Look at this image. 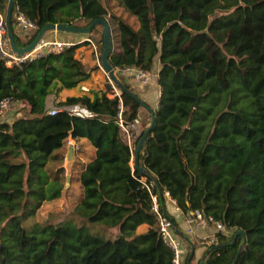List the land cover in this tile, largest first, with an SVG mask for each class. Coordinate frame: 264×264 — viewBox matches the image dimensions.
<instances>
[{"label": "trees", "instance_id": "1", "mask_svg": "<svg viewBox=\"0 0 264 264\" xmlns=\"http://www.w3.org/2000/svg\"><path fill=\"white\" fill-rule=\"evenodd\" d=\"M106 1L15 0L37 25L18 32L14 8L15 42L25 47L48 23L87 26L106 18L110 62L126 87L135 92L124 69L152 71L159 62L155 124L139 158L145 171L132 162L150 111L110 85L60 98L99 69L76 56L91 42L13 66L0 59V102L12 97L23 112L0 115V264H174L153 211L152 194L168 214L165 190L186 216L201 210L232 230L219 233V245L196 264H233L241 244L237 264H264V0H117L138 27ZM5 6L0 0V10ZM121 101L132 144L119 122ZM72 139L95 149L77 175L73 210L34 221L66 190ZM82 152L80 144L75 154ZM173 221L187 245L186 264L192 243ZM142 224L148 230L138 233ZM238 230L246 235L233 244Z\"/></svg>", "mask_w": 264, "mask_h": 264}, {"label": "built area", "instance_id": "2", "mask_svg": "<svg viewBox=\"0 0 264 264\" xmlns=\"http://www.w3.org/2000/svg\"><path fill=\"white\" fill-rule=\"evenodd\" d=\"M7 5V2H6ZM16 14H15V27L18 32L22 34H29L32 30L37 28L35 21H32L29 17H27L19 8V6H15ZM6 10H0V59H4L6 65L13 66L15 64H21L27 61L35 60L47 53H55L60 52L65 47L73 45L72 43L60 42V41H47L43 39L37 45L35 49L31 52H28L22 56H19L11 47L10 39L8 36L7 26H6ZM84 41H89L91 44H94L92 38L88 37ZM96 49V46H95ZM98 66L103 70L101 60L97 59ZM124 72L131 73L137 80L142 82H148L151 80V71L143 70L135 67H128L124 69ZM107 79L111 82L109 75L105 72ZM116 89V86H113ZM116 95L120 96L121 92L116 90ZM15 101L12 97H6L0 102V115L1 117H7L11 108L15 105ZM126 110L123 102L121 101L119 104V113L118 118L121 126L127 133L128 139H131L132 136L129 131L125 128L123 123V112ZM57 112L56 109H52L49 111V114H55ZM136 122L139 123L140 120L136 119ZM73 141V142H72ZM71 144H73L75 150L79 149V145L76 140H70ZM155 182V181H154ZM147 185L148 190L152 194V185ZM165 197L170 199L172 203L177 205L175 199H173L168 190L164 192ZM153 199V211L157 215L159 231L164 242L170 246L174 253V264H184V257L187 253V245L184 244L183 240L180 237L179 231L173 221V218L163 212L160 209L158 198L156 195L152 194ZM179 208V207H178ZM180 209V208H179ZM182 211V210H181ZM183 212V211H182ZM184 214V212H183ZM185 216L186 223V231L184 232L190 240H196L200 245L206 248H215L219 245V233L231 235L232 230L228 229L227 226L219 220H216L211 215H206L203 211L197 210L194 214L190 216ZM192 238V239H191Z\"/></svg>", "mask_w": 264, "mask_h": 264}, {"label": "crops", "instance_id": "3", "mask_svg": "<svg viewBox=\"0 0 264 264\" xmlns=\"http://www.w3.org/2000/svg\"><path fill=\"white\" fill-rule=\"evenodd\" d=\"M86 38L88 37L85 34L67 33L58 30L49 31L45 35V40L47 41H60V42H66L72 44L82 43L83 40H86ZM87 51L88 49L85 46H82L78 49L76 56L80 58L83 62H85L86 65L88 66L96 65L97 62L93 60L90 56H88ZM159 71H160V63L157 62L153 70L151 71V76H152L151 80L148 82H142L140 80H137L133 74L125 72L126 80H128V82L134 87L135 92L142 98L143 101L147 102V104L151 106L154 110H156L158 107V101L161 95V87L159 86L158 83ZM109 85L110 83L106 80L105 71H103L99 67V69L92 72L91 78L89 80L83 82L77 87L62 91L60 98L65 99L68 96H80L85 93L91 94L93 90H104L108 88ZM128 142L132 144L133 139L132 138L128 139ZM79 143L84 146L85 150L84 152H82V154L79 155L75 154V160L79 161L83 165L88 162L90 157L94 154L95 149L92 145H90V143L86 139H81ZM167 211L168 214L175 219L176 224L179 225L181 230L185 232L186 231L185 216L183 212L178 208V206L172 203L170 199H167ZM142 227H146V228L139 233L148 230L147 224H142L141 226L138 227L137 230H139ZM191 243H192L191 249L194 248V250H196V246L203 247L196 240H191ZM184 244L186 243L184 242ZM199 259L196 260L194 259V263L196 264V262H198Z\"/></svg>", "mask_w": 264, "mask_h": 264}, {"label": "water", "instance_id": "4", "mask_svg": "<svg viewBox=\"0 0 264 264\" xmlns=\"http://www.w3.org/2000/svg\"><path fill=\"white\" fill-rule=\"evenodd\" d=\"M7 5H6V26H7V31H8V36L10 39V44L14 52H16L19 56H22L28 52H31L33 49L37 47V45L45 39V35L47 32L52 31V30H58V31H63L67 33H80V34H91L93 32V29L97 25H102L103 26V51L101 55V64L105 72L109 75L111 82L110 85L112 86H118L122 91H126L132 98L137 100L144 108H146L148 111H150L153 115L152 122L150 126L146 129L145 133L141 137L135 151V156H134V165L142 172L145 171V168H143L140 163H139V158H140V153L144 147V144L150 135V133L153 130L154 124H155V113L154 109L149 106L145 101H143L133 90L129 89L128 87L125 86L124 82L121 80L119 74L117 73V70L113 67V65L110 62V53L112 49V28L109 23V21L106 18H97L92 20L87 26H73V25H68V24H56V23H48L44 27H42L38 33L36 34L35 38L27 44L25 47H19L16 42H15V37H14V31H13V25H12V19H13V10H14V5H15V0H6ZM66 170H67V182L70 181L71 177V172L72 168L75 162V148L73 144H69L68 146V152L66 154ZM155 183L159 187V181L157 178H155ZM238 235L245 236V232L243 230H238L237 234L235 235L234 241L232 242L233 244L235 243ZM244 244H241V246L238 249L237 256L234 260L233 264H237L239 256L241 254V250ZM194 248L191 249L190 256L187 260L186 264L190 263L191 258L194 255Z\"/></svg>", "mask_w": 264, "mask_h": 264}, {"label": "rangeland", "instance_id": "5", "mask_svg": "<svg viewBox=\"0 0 264 264\" xmlns=\"http://www.w3.org/2000/svg\"><path fill=\"white\" fill-rule=\"evenodd\" d=\"M104 1L107 2L106 0H104ZM109 2H110L109 6L110 7L112 6L113 10L116 11L117 14H119L123 18L127 19L133 26L138 27L139 23H138L136 17L130 15L124 9V7L121 6L120 3H118L117 0H111ZM5 10H6V6H5ZM75 22L82 24L84 21H75ZM102 34H103V27L98 25L97 29H95L92 33V38H93L94 44L96 46V49H95V46L93 44L84 45L88 49V51H87L88 56H90L96 62H97L98 57L100 59V56H101L102 51H103V43L101 42V39L103 37ZM106 80L109 82V80L107 79V76H106ZM110 86L114 89V87L112 85H110ZM114 90L121 92V89L118 86H116V89H114ZM21 108L22 107L20 104H15L8 113V116L10 117V119H13V118L23 114V112L21 111ZM69 144H71V142ZM78 145H80V143ZM66 162L67 161L65 159L64 165H66ZM132 165L134 166V161L132 162ZM81 166H82V164L81 163L77 164L76 160H75L73 168H72V172H71L70 181L66 182V190L64 191L63 196L56 201H49V202L44 203L39 208V210L37 211V214H36L35 218L33 219L34 221H39V222H45V221H49V220L55 221V220L61 219L66 214L68 216H70V214H68V213L72 212V210H73L72 208L76 202V198H77L78 194L80 193L79 184L76 182V178H77V175L79 174ZM66 175H67V170H66ZM145 228L146 227H142L139 230H137V232L139 233V232L143 231ZM203 253H204V248L200 247V246H198V247L196 246L194 259L195 260L199 259L203 255ZM185 257H186V255H185ZM185 257H184V260H185Z\"/></svg>", "mask_w": 264, "mask_h": 264}]
</instances>
